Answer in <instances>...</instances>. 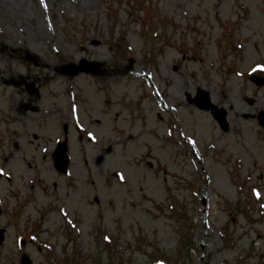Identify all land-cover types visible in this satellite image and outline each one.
<instances>
[{
  "label": "rangeland",
  "instance_id": "1",
  "mask_svg": "<svg viewBox=\"0 0 264 264\" xmlns=\"http://www.w3.org/2000/svg\"><path fill=\"white\" fill-rule=\"evenodd\" d=\"M2 1L0 264H264V0Z\"/></svg>",
  "mask_w": 264,
  "mask_h": 264
},
{
  "label": "water",
  "instance_id": "2",
  "mask_svg": "<svg viewBox=\"0 0 264 264\" xmlns=\"http://www.w3.org/2000/svg\"><path fill=\"white\" fill-rule=\"evenodd\" d=\"M92 63L90 61H86L85 59L81 60V64L78 67L72 66L74 70V74H77L79 71H86L88 72V70L90 69V65ZM249 102H253V100L248 98ZM196 103L199 107L201 108H207L209 107V105H211L210 99L209 97H207V95H200L197 99H196ZM212 108H213V113L215 118H217L221 124L222 127L226 128L227 127V122H226V118H225V111L222 109H219L218 107H216L215 105L212 104ZM259 119H260V123L264 126V111H261L259 113ZM66 141L63 143H59L58 144V149L55 151L54 153V158L56 159V167L66 171V165L68 163V158L65 155L66 152ZM22 264H29L30 260L26 257L23 256L22 257Z\"/></svg>",
  "mask_w": 264,
  "mask_h": 264
},
{
  "label": "bare ground",
  "instance_id": "3",
  "mask_svg": "<svg viewBox=\"0 0 264 264\" xmlns=\"http://www.w3.org/2000/svg\"><path fill=\"white\" fill-rule=\"evenodd\" d=\"M2 3H4L6 6H9V4H6L5 2H3L2 0H0ZM38 12V11H37ZM38 13H40V11L38 12ZM23 16H26V15H24L23 14ZM35 16V15H34ZM27 17V16H26ZM38 16H35V18H37ZM40 18L41 17H38V21L40 20ZM46 27H45V23H44V21H42V23H41V25H40V29L42 30V31H39V32H41L42 33V35H44L45 34V32H47V31H45L44 29H45ZM11 38V37H10ZM18 41H17V39L14 37V38H12V39H9V41H6V40H1V42H0V45L2 46V48H4V49H1V50H8L10 47H11V45L13 44H16ZM96 42V41H95ZM95 44V43H94ZM26 49H28L30 52H31V54L33 53L36 57H38V55H39V52H38V50L35 48V46H29V48H27L26 47ZM67 52V57H69V55H70V51H66ZM102 63H103V61H102ZM1 70V69H0ZM0 73H1V75L3 76V77H5V79H9L11 76H15V73L14 74H11L9 77H6L7 76V74H4V73H2V71H0ZM34 78L36 79H38L39 77H37V75H33V76H28V77H26L25 78V80H31V81H33L34 80ZM103 78V77H102ZM104 79V78H103ZM107 80H109V79H107ZM98 81H99V79H98ZM70 109V107H69V105L67 104V106L66 107H63L62 109H61V111H63V112H68V110ZM54 113H56V112H54Z\"/></svg>",
  "mask_w": 264,
  "mask_h": 264
},
{
  "label": "snow or ice",
  "instance_id": "4",
  "mask_svg": "<svg viewBox=\"0 0 264 264\" xmlns=\"http://www.w3.org/2000/svg\"><path fill=\"white\" fill-rule=\"evenodd\" d=\"M261 70H264V69H261ZM89 136H90V138H91V134H89ZM0 174H2V173H0ZM108 238L107 237H105V240H107Z\"/></svg>",
  "mask_w": 264,
  "mask_h": 264
}]
</instances>
